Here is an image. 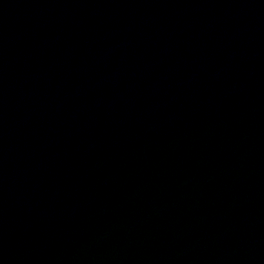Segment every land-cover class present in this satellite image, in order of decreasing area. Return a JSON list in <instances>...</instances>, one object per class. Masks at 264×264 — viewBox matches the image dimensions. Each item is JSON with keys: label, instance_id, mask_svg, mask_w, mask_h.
<instances>
[{"label": "water", "instance_id": "1", "mask_svg": "<svg viewBox=\"0 0 264 264\" xmlns=\"http://www.w3.org/2000/svg\"><path fill=\"white\" fill-rule=\"evenodd\" d=\"M0 264H264V130L137 168L1 232Z\"/></svg>", "mask_w": 264, "mask_h": 264}]
</instances>
